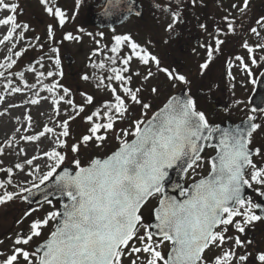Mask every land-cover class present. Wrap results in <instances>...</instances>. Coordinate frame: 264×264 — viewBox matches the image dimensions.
Segmentation results:
<instances>
[{
	"label": "snow or ice",
	"instance_id": "obj_1",
	"mask_svg": "<svg viewBox=\"0 0 264 264\" xmlns=\"http://www.w3.org/2000/svg\"><path fill=\"white\" fill-rule=\"evenodd\" d=\"M133 2L134 0H129L127 5L129 14H133ZM195 2L196 0H192V3ZM41 3L49 15L58 18L59 25L63 27L69 19L65 11L54 4L49 6V0H41ZM79 3L80 0H77V6ZM119 3L120 0H113L112 6L118 7ZM156 7L161 5L157 4ZM232 7L237 8L238 5L233 4ZM248 7L249 0H243L239 11L243 13ZM18 9V3L0 0V11L9 13L0 18V26L6 29L0 44L14 41L17 29H28L27 24L21 25L17 21ZM135 15L140 16V12L136 11ZM172 17L174 22H179L178 12L172 13ZM224 19L228 21L227 31L234 33V22L227 16ZM256 24L264 29V17H260ZM173 28L174 23H169L166 30L172 32ZM250 31L264 40L257 27H252ZM48 34L54 38L52 25H49ZM88 35L92 36V33ZM99 35L103 36V33ZM20 37L23 38V31L20 32ZM36 39L39 40V37ZM64 39L72 41L80 40L81 37L68 32ZM112 39L114 43L109 51L115 55L107 57L112 66L106 69L103 61L93 65L111 73L107 77L99 78L98 87L108 88L112 99L83 117L89 128L79 141L68 144L69 122L84 113L85 106L94 103V97L86 95L85 103L77 105L71 99L70 90L58 81L51 84L39 81L40 90L52 94V104L57 116L60 115L59 106L62 101L71 106L73 114L65 113L66 119L59 123L62 131L58 134L53 127L45 126L37 135L22 137L25 141H38L46 134H51L55 138L53 147L42 154L50 163H45L44 172H41L39 165L33 166L27 175L35 179L31 181L30 187H20L19 191L7 190L6 184L12 183L10 178L6 182L0 181V189H4L0 194V205L16 197L27 201L29 197L23 195L24 193L39 191L41 185L48 186L47 182H51L54 192L66 197L68 202L62 205V210L50 211L45 216L32 220L27 233L17 234L11 254L0 260V264H123L126 256L135 257L130 264H209L204 254L213 246L221 248L222 251L213 258L211 264H264V250H257L255 255L246 251L253 245V240L242 239L240 235L254 222L264 220V215L257 214V210L264 212V204L254 202L252 197L245 195V186L252 188L255 183L261 186L255 191L260 197H264V190H261L264 189V149L251 147L254 134L264 125L255 122L257 117L254 114L242 125L233 128H221L219 124L211 123L205 111L198 108L196 100L191 95L184 94L190 93L191 81L175 68L165 67L161 58L149 50L151 41L141 44L131 34L114 35ZM224 43L217 36L215 48L208 46L207 60L200 66L202 70L208 69L214 52H219ZM39 47L42 48L43 45ZM242 47L250 54L251 63L257 64V57L253 53L256 49L264 50V43L252 46L244 42ZM125 48L128 52L122 54ZM26 51L25 48L14 55L21 57ZM52 51L58 53L59 49L53 48ZM93 55H96V51ZM134 60L146 69L142 76L143 81H149L157 73H163L172 88L184 86L181 94L171 95L149 119L143 118L147 115V110L153 107L142 99L145 86H132L133 77L142 75L138 68L135 71L131 69ZM236 60L243 62L244 58L237 56ZM16 62L12 54H9L7 61L0 63V69H11ZM118 62L121 66H115ZM37 63L43 67L39 60ZM55 63L60 65L58 56ZM231 67L229 64V68ZM243 68L249 76L252 75L248 63H243ZM28 70L36 71L31 65ZM57 74L63 76L62 71H49L47 74L41 71L38 77L47 78ZM18 75L21 79L24 78L23 72ZM4 76L5 72L0 71V77ZM105 78L109 81L107 85L104 84ZM83 79L88 80L89 77L85 75ZM113 81L116 86H113ZM252 82L256 83L255 80ZM29 87L36 86L33 84ZM58 88L63 90V95H59ZM149 88L152 94L160 91L154 85ZM12 91L19 93L22 89L15 87ZM28 102L38 104L40 100L31 99ZM260 103L264 105V98H261ZM132 105L140 106L141 118H132ZM251 111L255 113L257 108H252ZM124 120H130V128L119 130L116 135L119 147L114 152L104 158H92L84 166L76 158L73 160L76 167L74 174L67 169L58 173L67 156V152L60 149L79 154L82 148L87 149L93 143L96 147H101L108 139V133L115 130L117 121ZM28 121L31 126V116H28ZM129 136L132 139H128ZM206 147L215 149L216 154L206 158L202 155ZM3 152L4 149L0 147V154ZM254 157H260L261 165L254 162ZM40 158L33 156L24 163L15 164V168L23 171L25 165L32 166L33 161ZM206 159L210 167L207 176L198 181L194 180L188 187L176 185L180 189V195L185 197L184 200L165 194V181L168 180L171 169L179 168L185 175L190 169L195 173L197 168L203 167ZM0 171L11 174L13 169L0 168ZM157 194L163 198L152 210L157 221L155 228L158 230L154 233L151 226L144 223L142 209ZM49 195L50 193H45L44 202L52 205ZM32 211L26 212L25 216H30ZM54 220L57 224L49 237L34 249L27 247ZM230 227L235 230L236 235H227ZM140 228H144L143 235L138 234ZM135 241H139L140 246H136ZM227 241H232V246L224 249ZM165 243L168 245L167 252L162 251ZM236 249L245 251L238 255ZM141 253L146 254L143 260Z\"/></svg>",
	"mask_w": 264,
	"mask_h": 264
},
{
	"label": "rangeland",
	"instance_id": "obj_2",
	"mask_svg": "<svg viewBox=\"0 0 264 264\" xmlns=\"http://www.w3.org/2000/svg\"><path fill=\"white\" fill-rule=\"evenodd\" d=\"M10 3L19 4V15L17 16V21L23 25L27 24L28 29L23 30L22 28L17 29V34L12 42H5L0 44V63H5L7 61V55L12 54V58L16 60V64L13 65L11 69H0V71L5 72L4 77H0V147L4 149L3 154H0V168L11 167L13 169L11 174H6L0 171V181L6 182L9 178L12 180L11 184H6L8 191H19L20 187H30L31 181L35 177H30L27 173L35 165H39L41 172L46 171L44 165L47 161L46 157H43V152L51 150L53 147V140L51 134H46L41 137L38 141H25L22 139L23 136L27 135H37L39 132L43 131L44 127H53L55 132L58 134L62 129L58 126L61 121L66 119L65 113L67 115H72L71 106L67 105L63 101L60 104V115L57 116L55 113V106L52 104V94L45 91H41V84L39 81H43V84H51L58 81L60 85L66 87L70 90L71 99L77 105L85 103L86 95H92L94 97V103L92 105L85 106V112L81 113L75 120L70 121V137L67 138V142L71 145L74 142L80 140L81 136L87 134L89 124L83 119L84 116L91 114L97 108H100L105 101L111 100L112 95L108 88L104 86H99V78L107 77L111 73L107 71V67H111L110 61H108V56H113L115 54L109 51V48L113 45V36L118 34H131L132 31L136 29L135 40H141L139 32L142 28L138 23L130 21L126 26L119 28L117 31L101 32L95 28L86 24V10L92 0H80L77 6V0H49V6L56 5L65 11L69 19L66 21L63 27L59 25L58 18H55L47 13L45 6L41 3V0H6ZM150 4L151 1L149 0ZM153 3H158L161 5L163 0H154ZM234 3L238 5L237 8H233L232 17L242 19V25H246L244 37H241L243 44L244 42L251 45L252 39L258 38L253 34L250 29L252 27H257L261 31V35L264 36V29H261L256 21L260 17H264V0H249V7L245 12L241 13L239 7L243 6V0H234ZM162 7V6H161ZM9 13L7 11H0V18L7 16ZM157 20L154 22V31L150 32L152 37H149L151 44L148 45L152 48V52L160 57L162 53L161 48L156 44L162 39L164 31L162 30V16L156 17ZM239 23V21L235 22ZM52 25L54 32V38L49 37L48 28ZM83 29V31H81ZM23 31V38L20 37V32ZM131 31V32H130ZM236 31V29H235ZM6 32V29L0 26V39L2 35ZM71 32L74 36L81 37L80 40H66L65 35ZM130 32V33H129ZM88 33H92L89 36ZM99 33H103L100 36ZM235 35L239 34L238 31L234 32ZM39 37V40L36 39ZM135 36H133L134 38ZM249 40V41H248ZM262 40V39H261ZM99 41V43H97ZM141 43V42H140ZM14 44V47H13ZM43 47H39V45ZM143 44V43H141ZM107 46V47H105ZM27 49L21 57H16L15 52ZM53 48H58L59 52H53ZM11 49V52H9ZM70 51L75 56V62L73 65H68L63 57V54ZM96 51V55L93 52ZM128 52L125 48L123 53ZM246 54H249L246 52ZM59 57L60 65L57 66L55 63V58ZM51 57V59H50ZM41 58H43L41 60ZM43 64V67L37 63V61ZM103 61L106 65V69L102 70L98 67H93V65H98ZM33 66L36 71H29V66ZM115 66H121L118 62ZM233 76L238 80L243 77V70L240 64H233ZM142 69L141 77H138L140 85L143 84L145 88H149L150 85L159 86L160 89L158 94H154V98H150L147 103H151L153 107L147 110V115L143 118L148 117L156 107L162 102L166 95L170 94L171 91H175L176 88H169V92L165 93L162 90V73H157L149 81H143L142 76L145 72L144 66H139L137 61H133L131 69L133 71L136 68ZM10 71V73H9ZM52 71L54 73L63 72V76L58 74L53 77H38L39 72ZM155 71V69H154ZM19 72L24 73V78L18 75ZM219 72V69L217 70ZM87 75L88 80L83 79ZM135 77V76H134ZM133 77L132 86L136 87V81ZM137 80V81H138ZM9 81L11 85L9 86ZM109 81L105 78L104 84L107 85ZM113 86H116V82H112ZM35 85V88H30V85ZM171 86V85H169ZM15 87H20L21 92H13L12 89ZM150 89V88H149ZM167 88L165 87V90ZM235 90L242 92V85H235ZM59 95H63L62 89H57ZM39 92L37 96L36 93ZM42 97H47V99H42ZM69 97H65L68 99ZM31 99H39L38 104H31L28 101ZM15 105V106H13ZM139 109V110H138ZM135 108L132 105L130 112L132 113V118H141V108ZM28 116L32 117L31 126H29ZM130 120L117 121L115 125V130L108 133V139L104 141L101 147H96L95 144H90L87 149L82 148L79 154H73L68 149H60L61 151L67 152L64 164L61 168L70 164L75 167L73 160L79 158L81 160V165L88 162L93 156L104 157L111 151L119 146V141L116 139V135L119 134L121 128H130ZM14 137V139H13ZM131 136L128 137V139ZM9 141L11 144L9 145ZM23 149V152L21 151ZM33 156H39L40 159L34 160L33 165H25L23 171L15 168V164L24 163L26 159ZM50 163V162H49ZM60 168V169H61ZM58 169V171L60 170ZM39 173L36 174L38 176ZM38 183V180L36 181ZM4 189H0V194H2ZM25 194V193H24ZM23 194V195H24ZM52 205L45 202L38 205H29L22 198L16 197L14 200L9 201L3 205H0V260H3L7 255H10L13 249V241L17 237L18 233H27L28 226L31 221L36 218H41L45 216L50 211H55L59 209L58 201L52 200ZM157 201V200H156ZM42 205V206H41ZM36 209V211H32ZM32 211L30 216H25V213ZM147 218L145 215L144 220ZM56 221H50L49 225L43 229L42 235L39 238H35L32 243L27 246L30 249H34L33 246L41 241L43 237L50 235V232L55 228Z\"/></svg>",
	"mask_w": 264,
	"mask_h": 264
},
{
	"label": "flooded vegetation",
	"instance_id": "obj_3",
	"mask_svg": "<svg viewBox=\"0 0 264 264\" xmlns=\"http://www.w3.org/2000/svg\"><path fill=\"white\" fill-rule=\"evenodd\" d=\"M102 1L92 0L90 7L85 8L88 20L92 13L100 11L103 8L101 5ZM139 1L143 7L142 16L131 15L122 25L115 26L114 28L93 27L101 32L117 31L119 28L126 26L130 21H134L142 28L141 32H139L141 40L137 41L145 44L149 41V37H152L150 32L154 31L153 26L155 20H157L156 17L162 16L164 35L159 43L157 42L156 44L162 50L159 56L163 65L175 68L178 72L187 76L191 81L189 86L190 94L196 100L198 108L205 111L209 121L219 125L227 123L236 125L239 122L247 121L248 117L254 114L257 117L255 122L264 125V111L261 110L264 109V105L260 103L261 98H264V80H260V77L264 73V59H261V57H264V50L256 49L253 55L257 57V64H252L249 58L250 54H246L247 50L242 47L243 44L240 41L246 31V25H242L241 23L245 17L240 19L231 15L233 11L232 5L235 4L234 0H196L195 3H192V0H163L162 7L159 8L156 7L158 3H153L154 0H150V4L148 3L149 0ZM174 12L179 13V22L173 21L172 13ZM226 16L234 22V28L239 34L235 35L233 32L227 31L226 25L228 21L224 19ZM236 21H239V23H235ZM169 23H174L172 32L166 30ZM201 25H205L206 27L202 28ZM136 32L135 29L131 33L132 36H135L134 39L136 38ZM217 36L223 39L225 43L220 46L219 52H214V58L209 64L208 69L202 70L200 66L207 60L208 46L211 45L215 48V38ZM259 43H264L261 37L252 39L251 41L252 46ZM149 45H153V43ZM149 50L152 51L150 46ZM237 56L243 57V62L236 60ZM243 63L249 64L252 72L251 76L243 68ZM229 64L232 65L231 68H229ZM233 64H240L243 70V77L238 80L232 73ZM218 69L219 72H217ZM142 70L143 68L140 69V71ZM144 70L146 71V69ZM137 80L138 77L136 78V85L140 86L141 80ZM253 80L256 81L255 84L252 82ZM260 84L261 87L259 89ZM169 85L166 76L162 73V90L168 93ZM235 85H242V92L235 90ZM165 87L167 88L166 90ZM183 88L184 86L180 85L172 93ZM145 89L141 95L144 102H148L149 97L153 98V95L148 87ZM258 90L259 93L255 96ZM168 96L170 95L168 94ZM136 106L138 107L139 105ZM252 108H257V111L253 113L251 111ZM251 147L264 149V127L254 134ZM215 152V149L206 147L202 155L207 158L213 156ZM254 162L261 165L260 157H254ZM209 171L210 167L206 159L203 167L197 168L195 173L190 169L187 175L184 174L185 185H189L194 180L201 179ZM258 188H261V186L255 183H253L252 188L245 186V195L252 197L254 202L264 204V197H260L258 192L255 191ZM160 197L161 195L157 194L142 209L143 217L147 215L144 223L150 225L151 230V224L154 221L152 210L159 203ZM257 214L264 215V212L257 210ZM138 234L143 235L144 228H140ZM236 234L235 230L230 227L227 235L233 236ZM240 235L242 239L248 238L253 240V245L249 246L246 251L255 255L257 250H264V220L254 222L244 234ZM134 243L136 246H140L139 241H135ZM231 246L232 241H227L223 247L227 249ZM162 251H168L167 243L162 247ZM221 251V248L211 247L204 254L205 260L211 264L213 258L219 255ZM236 251L239 255L243 254L245 249H236ZM145 255L144 253L140 254L141 260H143ZM134 258V256H126L123 259V264H130V261Z\"/></svg>",
	"mask_w": 264,
	"mask_h": 264
},
{
	"label": "water",
	"instance_id": "obj_4",
	"mask_svg": "<svg viewBox=\"0 0 264 264\" xmlns=\"http://www.w3.org/2000/svg\"><path fill=\"white\" fill-rule=\"evenodd\" d=\"M128 3H129V0H120L118 7H113L112 6L113 0L103 1L101 4H103L104 8L101 11L95 12L92 15L91 22L100 27H114L115 25L123 23L127 19V17L131 15L126 10ZM136 11H139L140 15L142 14L141 4L137 0H134L133 14H135ZM64 57L68 64H72L74 62V57L71 55V53L65 54ZM260 80L261 81L264 80V73L260 77ZM260 87H261V84L259 86V89ZM258 93H259V90L255 93V96L258 95ZM177 94H181V92ZM177 94H174V95H177ZM184 94L188 95V93H184ZM242 123L243 122H240L236 124L235 126L242 125ZM235 126H231L229 124H227L226 126L220 125L221 128H233ZM215 142L216 141H213V143ZM65 169L72 172L73 174L75 173L71 165L64 166L59 172H62ZM183 175L184 173L179 168H174L169 171V178L168 180L165 181V194L167 196L175 197L176 199L181 200V201L185 199V197L180 195V189L176 187V185H182L184 187ZM47 185L48 186L42 185L39 191L33 190V193L31 194L26 193L25 195L29 197L27 202L31 204H37V203L44 201V195L46 192L50 193L48 198H51V196L53 198H60V204L62 205L68 202L66 197H61L58 193L54 192V189L50 186L51 182H47ZM162 198L163 197H161V199ZM62 205H61V210H62ZM156 223L157 221L155 219V221H153L152 223V227H153L152 231L154 233L158 231L155 228ZM45 240L35 245L34 248L42 244Z\"/></svg>",
	"mask_w": 264,
	"mask_h": 264
},
{
	"label": "trees",
	"instance_id": "obj_5",
	"mask_svg": "<svg viewBox=\"0 0 264 264\" xmlns=\"http://www.w3.org/2000/svg\"><path fill=\"white\" fill-rule=\"evenodd\" d=\"M9 73H10V71H9ZM11 74V73H10Z\"/></svg>",
	"mask_w": 264,
	"mask_h": 264
}]
</instances>
